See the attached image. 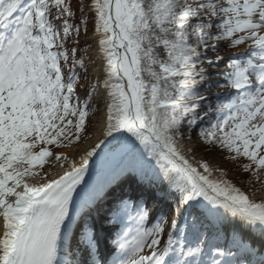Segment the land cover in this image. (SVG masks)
Instances as JSON below:
<instances>
[{"label": "snow or ice", "instance_id": "obj_1", "mask_svg": "<svg viewBox=\"0 0 264 264\" xmlns=\"http://www.w3.org/2000/svg\"><path fill=\"white\" fill-rule=\"evenodd\" d=\"M78 8L85 33V14L95 13L104 127L78 164L49 178L41 170L50 158L68 160L51 146L78 145L87 131L88 102L72 103L87 58L63 50L80 27L70 0H0V264H264L241 234L223 233L230 214L264 238V0H84ZM241 45L245 57L220 55ZM221 67L228 71L211 72ZM219 89L232 91L213 96ZM196 128L230 160L247 161L251 192L188 159L182 144ZM119 177L142 188L166 182L168 212L147 229L144 193L120 197L104 218L121 228L109 260L91 212Z\"/></svg>", "mask_w": 264, "mask_h": 264}, {"label": "rangeland", "instance_id": "obj_2", "mask_svg": "<svg viewBox=\"0 0 264 264\" xmlns=\"http://www.w3.org/2000/svg\"><path fill=\"white\" fill-rule=\"evenodd\" d=\"M91 30L89 34H87L84 37H81V41L85 44L86 49L84 50V53L81 55L87 58V68L88 71L84 72L81 69H77V72L80 75V82L77 85V91L79 92L81 96L82 102L86 101L88 102V113L90 115L86 118L87 121V131L85 132L84 140L79 143L78 145H73L69 148H56L55 153L57 154H64L68 157V160L63 162L64 165H66L72 158L69 157V155L65 154L66 149L70 148H77L81 144L85 143L94 136L95 131L97 130L100 117L102 114V103L97 104V101L100 99V89L101 86L100 80L98 79L97 75H95V45L91 41L93 37H95L98 33L95 32V24L92 22L88 30ZM228 42L220 43L217 46L223 48L225 44ZM247 48V45H241L239 47L235 48H229L232 49L230 51H227L225 53H220L221 56H223L225 59H228V57H245L248 50L243 55H234L230 56L231 53H235L238 51H241L243 48ZM77 55H80V51H78ZM90 57V58H89ZM71 63V60H70ZM62 65V71H66V64H63V61H61ZM221 72H226L228 69L226 67H221L220 69H217ZM213 72V71H211ZM99 82V87L97 89V96L96 97H90L88 93L91 91L93 87L97 85ZM231 89H219L215 91L212 95L215 96L217 94H224L226 92H231ZM97 107H99V111H97ZM192 139L190 141L185 142L186 146L190 147L192 154L198 159L200 162H206L210 165L211 168L214 169L212 178H221L220 172L226 173L227 175L225 177H222L223 179H227L231 181L232 183L236 184L237 186H240L244 188L246 191L251 192L252 188L245 185V180L248 178V175L244 173L243 169L240 167H236L234 163L229 159L228 156H226L223 152H215L212 148L207 147L206 144H204L203 137L200 136L199 130H194L191 134ZM61 162H57L55 159H49L48 162L45 164L44 168L41 170V172H49L55 170L57 166H59ZM260 198V196H256ZM159 218H157V221ZM168 229L165 231V239L167 237ZM77 243V242H76ZM164 241H162V244Z\"/></svg>", "mask_w": 264, "mask_h": 264}, {"label": "bare ground", "instance_id": "obj_3", "mask_svg": "<svg viewBox=\"0 0 264 264\" xmlns=\"http://www.w3.org/2000/svg\"><path fill=\"white\" fill-rule=\"evenodd\" d=\"M91 41L93 42V44L95 45V54H96V58L94 61L96 66H95V75H97L98 79L100 80V84L101 86L99 87L100 91V98L102 96L106 95V89L103 88V79L105 78V73L103 71V68L105 67V63L104 60L102 58V53L99 51V34H97L95 37H93L91 39ZM249 51L248 47L243 48L241 51H238L235 53H231L230 56H234V55H240V54H244L246 51ZM104 113H105V105L102 104V114L100 117V121L97 127V130L94 133V136L91 137L90 139H88V141H86L85 143L81 144L79 147L77 148H70V149H66L65 154L69 155L70 158L75 159V161L77 162V164L79 163L80 159H81V155L88 149H90L95 143L98 142V140L100 139V134L101 131L104 127ZM182 148L185 150V154L187 155L188 159L195 164L196 162H200L198 161V159L192 154V151L190 149V147L188 146H184L182 144ZM191 157V158H189ZM95 159V158H93ZM70 160L68 162L69 163L72 161ZM153 164V169L155 171L159 170L158 165H156L155 161H152ZM70 168V165H63L61 167V164L59 166H57L55 168V170L49 172V178H58L59 175H62L65 171H67ZM150 175H152V173H150ZM39 180V178H37V181ZM251 236L253 237V239H255L256 241H259L260 243H258L259 245L263 244L264 246V238H262L260 236V234L258 232H256L255 230L250 229L249 230Z\"/></svg>", "mask_w": 264, "mask_h": 264}, {"label": "trees", "instance_id": "obj_4", "mask_svg": "<svg viewBox=\"0 0 264 264\" xmlns=\"http://www.w3.org/2000/svg\"><path fill=\"white\" fill-rule=\"evenodd\" d=\"M70 3L72 4V7H73V10L75 12V15L74 17L72 18V20L70 21L71 23H73L74 25H77L80 27V35L79 37H75L74 35H70L66 41H65V47L63 50H69V49H72L73 47L77 48L78 51H80V55L79 56H82L81 54L84 53V50L86 49V46L85 44L81 41V37H84L88 34V28L90 27V25L92 24L93 20H94V12H87L85 15H86V19H87V32L85 33V28H84V25L80 24V19H81V11L79 10L78 8V4H83L84 3V0H70ZM60 22L57 21V24H59ZM77 40L79 41V43H77ZM209 55H214L212 53H209ZM64 63V62H63ZM65 64V63H64ZM67 68H66V71L64 72L65 73V80H67L68 76L71 74L69 72V68L71 67V63H70V60L69 62L66 64ZM77 71V69H76ZM80 80L77 82L76 84V89H75V93L73 95V100H72V103H76V98L78 97L79 98V103H80V106L83 107L85 102H82L81 100V96L79 94V92L77 91V85L79 84ZM89 115V114H88ZM213 123H215V121H213ZM202 127H204L205 129H207L209 127V125L207 123L203 124ZM199 129V128H198ZM199 132H200V129H199ZM83 135V138L85 136V133L82 134ZM204 144L207 145V147L209 148H212L215 152H223L226 154V156H230L231 154L227 151V149H222L220 148L219 146H213V145H209L206 143V141L204 140ZM51 150L53 152H55L56 150V147L55 146H51ZM234 165L236 167H240L243 169V164L244 163H247V161L241 157L239 160L237 161H233L231 160ZM245 173V172H244ZM249 177V173H246Z\"/></svg>", "mask_w": 264, "mask_h": 264}]
</instances>
